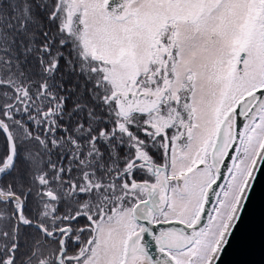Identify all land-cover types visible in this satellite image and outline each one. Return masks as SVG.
Masks as SVG:
<instances>
[{
    "label": "snow or ice",
    "instance_id": "snow-or-ice-1",
    "mask_svg": "<svg viewBox=\"0 0 264 264\" xmlns=\"http://www.w3.org/2000/svg\"><path fill=\"white\" fill-rule=\"evenodd\" d=\"M0 137V264H222L264 178V0H0Z\"/></svg>",
    "mask_w": 264,
    "mask_h": 264
},
{
    "label": "water",
    "instance_id": "water-1",
    "mask_svg": "<svg viewBox=\"0 0 264 264\" xmlns=\"http://www.w3.org/2000/svg\"><path fill=\"white\" fill-rule=\"evenodd\" d=\"M237 131L243 129V125L247 122L245 117L237 116ZM231 164V161H228ZM222 174L227 177L228 171L222 166ZM218 183H225L221 179ZM220 191V189H217ZM215 203V196L210 198L209 204L206 205V214L204 222L207 220V213ZM171 227L182 228V225L170 224ZM153 257L160 258L157 245L150 250ZM222 264H264V178L256 185L247 204V209L244 215V224L242 230L238 231L233 240L232 247L224 256Z\"/></svg>",
    "mask_w": 264,
    "mask_h": 264
},
{
    "label": "flooded vegetation",
    "instance_id": "flooded-vegetation-1",
    "mask_svg": "<svg viewBox=\"0 0 264 264\" xmlns=\"http://www.w3.org/2000/svg\"><path fill=\"white\" fill-rule=\"evenodd\" d=\"M226 182V181H225ZM215 207V204L213 206V208ZM84 221L82 220L81 223H83ZM170 224H154V225H151L150 227L153 229V231L155 232V234H159L161 231H167L169 229H174L175 227H171L169 226ZM176 226H178V224H176ZM183 226V225H182ZM179 227V226H178ZM176 227V228H178ZM184 227V226H183ZM146 240L150 246V250L153 249L156 244H155V241L154 239L152 238V236H146Z\"/></svg>",
    "mask_w": 264,
    "mask_h": 264
},
{
    "label": "trees",
    "instance_id": "trees-1",
    "mask_svg": "<svg viewBox=\"0 0 264 264\" xmlns=\"http://www.w3.org/2000/svg\"><path fill=\"white\" fill-rule=\"evenodd\" d=\"M0 141H2V137H0Z\"/></svg>",
    "mask_w": 264,
    "mask_h": 264
},
{
    "label": "rangeland",
    "instance_id": "rangeland-1",
    "mask_svg": "<svg viewBox=\"0 0 264 264\" xmlns=\"http://www.w3.org/2000/svg\"><path fill=\"white\" fill-rule=\"evenodd\" d=\"M247 123V122H246Z\"/></svg>",
    "mask_w": 264,
    "mask_h": 264
}]
</instances>
